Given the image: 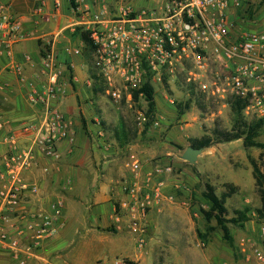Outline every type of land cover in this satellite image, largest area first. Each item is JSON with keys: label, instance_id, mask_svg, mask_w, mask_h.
Returning a JSON list of instances; mask_svg holds the SVG:
<instances>
[{"label": "built area", "instance_id": "built-area-1", "mask_svg": "<svg viewBox=\"0 0 264 264\" xmlns=\"http://www.w3.org/2000/svg\"><path fill=\"white\" fill-rule=\"evenodd\" d=\"M70 1L83 7L75 30L88 32L94 46L89 86H101L100 93L112 104H147L143 92L138 101L134 94L147 85L162 90L178 85L187 98L198 96L203 103H213L220 115L225 110L234 121L239 108L245 123L264 125V31L242 28L245 20L241 14L247 15L251 7L247 0H162L152 8L136 7L130 0H98L94 9L83 5L84 0ZM48 2L55 14L61 13L63 0H36V13ZM24 38L22 21L10 15L0 0V41L6 40L12 47ZM84 49L71 52L80 56ZM43 68L49 74L48 84H30L28 98L47 106L50 134L41 144L46 156L52 157L57 140L66 135L59 134L63 117L50 106L60 91L52 55L43 60ZM15 69L22 72L21 67ZM136 119L138 126L145 127L147 110L138 109ZM151 124L159 126L155 120ZM3 129L0 120V146L2 141L9 143L8 152L0 156V245L14 264H27L38 258L46 241L62 231L65 203L53 200L45 208H25L28 192L35 196L39 190L26 180L33 152L21 149L16 137H4ZM166 170L174 173L172 165ZM151 183L147 178L144 184L126 187L129 200L117 211L119 218L123 213L128 220L125 229L137 236L140 251L147 245L149 213L163 198L164 181ZM254 256L264 264V250L256 249ZM114 264L129 263L119 258Z\"/></svg>", "mask_w": 264, "mask_h": 264}, {"label": "crops", "instance_id": "crops-1", "mask_svg": "<svg viewBox=\"0 0 264 264\" xmlns=\"http://www.w3.org/2000/svg\"><path fill=\"white\" fill-rule=\"evenodd\" d=\"M1 1L10 15L22 21L25 36L12 47L6 40L0 41V120L4 124L3 135L16 137L21 149L33 152V164L26 173V180L39 187L35 196L28 192L25 208H45L53 200H62L65 203L63 229L73 219L93 232H103L109 227L119 232L127 231L128 220L123 213L120 218L117 216L121 205L129 200L125 188L135 183L144 184L150 178L151 185L159 180L165 184L163 198L149 213V229L158 228L162 220L171 231H183L185 225L190 224L182 208L186 203L174 193V189L182 188V185L166 170V166L182 167L185 164L174 142L183 145L186 138L196 132L185 131L184 124L199 127L198 123L184 119L191 113L179 116L172 97L165 90L155 89L154 120L159 122L158 127L150 124L146 130H135L120 121V115L119 124L114 123V118L110 119L101 105V93L96 94L89 86L92 65L84 54L78 56L71 52L74 48L85 47L74 28L81 19L83 7L78 8L70 0H63L61 13L55 14L52 2H48L38 14L35 11L36 0ZM97 1L84 0L83 5L94 9L98 6ZM110 6H114L113 3ZM49 55L54 57L55 70L59 72L60 90L57 98L51 99L50 106L63 117L59 134L66 135L57 140L56 154L52 157L46 156L41 144L43 138L50 134L47 106L32 103L28 98L30 84L38 87L48 84L49 74H44L43 60ZM15 67H21L22 72H17ZM159 94L163 102L161 106L157 99ZM164 103L172 105L174 111L163 112ZM191 116L193 118L195 114ZM108 120L114 123L113 127L108 125ZM174 120L178 121L177 126H172ZM216 145L212 147L220 150L223 143ZM8 148L9 143L2 141L0 156L8 152ZM174 157L179 161H174ZM200 158L201 155L198 160ZM197 180V177L191 179L194 183ZM85 207L89 213L86 211L85 217H77ZM121 227L124 229L120 230ZM58 241H61V236ZM133 254L134 250L126 253L127 256ZM38 258L42 259L39 254ZM65 263L78 264L71 259Z\"/></svg>", "mask_w": 264, "mask_h": 264}, {"label": "rangeland", "instance_id": "rangeland-1", "mask_svg": "<svg viewBox=\"0 0 264 264\" xmlns=\"http://www.w3.org/2000/svg\"><path fill=\"white\" fill-rule=\"evenodd\" d=\"M130 1L137 7L151 8L159 5L162 0ZM261 1L247 0L254 16L252 20L246 18L241 23L244 30L264 31V4H260ZM86 61L92 65V59ZM165 93L175 100L174 105L177 109V103L191 100V108L186 111L191 114H187L184 119L189 123H198L199 126L183 125L185 131L198 133H191L183 145L174 142L179 157L190 146V139L215 137L218 131H234V121L228 118V112L222 110L220 115L219 109L210 101L203 103L198 96L187 98L178 85L166 87ZM100 97L103 99L101 104L103 109L111 116L110 119L114 118V123L119 124L120 115V121L126 122L128 127L142 131L145 129L144 126H138L136 111L141 108L147 110L146 103L131 104V107L124 102L119 106L112 104L102 94ZM157 99L161 106L163 102L160 94L157 95ZM164 108V111L161 108V112L174 111V107L168 103H164ZM192 114H195L193 118ZM177 122L174 120L172 126H177ZM107 123L113 127L114 123H110L109 120ZM259 140L264 142V133ZM174 161L178 162L179 158L174 157ZM254 163L264 173V152L256 148L246 149L238 140L223 143L220 150L214 147L204 149L201 158L194 165L185 162L184 166L175 167L172 164L174 169L172 176L182 185V188H175L174 193L177 198L185 201L186 205L182 208L190 224L185 225L183 231H171L162 220L158 228L153 230L146 224L147 245L142 251L137 248V236L134 233L124 230L93 232L83 223H77L72 219L69 226H66L57 237L45 242V251L43 247L38 253L42 259L32 258L27 264H67L65 261L69 262L70 259L78 264H114L119 258L127 260L129 264H259L254 253L256 249L264 250V221H257L255 210L262 206L260 190L263 188L256 185ZM194 177L198 178L196 183L191 181ZM206 183L212 184L219 196L228 193L233 187L234 193L226 203L229 210L228 218H232L237 209L246 206L252 209L250 215L254 221L250 222L245 230H240L233 224L229 225L235 241L234 248L224 240L223 232L216 221L208 223L202 217L201 209L208 210L210 207L203 197ZM81 211V216L77 217L83 218L86 211L89 213L88 207L82 208ZM133 250V255H126ZM0 264H14L12 256L2 247Z\"/></svg>", "mask_w": 264, "mask_h": 264}, {"label": "trees", "instance_id": "trees-1", "mask_svg": "<svg viewBox=\"0 0 264 264\" xmlns=\"http://www.w3.org/2000/svg\"><path fill=\"white\" fill-rule=\"evenodd\" d=\"M260 4H264V0L261 1ZM247 15L241 14L242 19H253L254 13L252 7H250L246 11ZM76 35L80 37V39L85 44L84 56L87 60L92 59V52L94 49L93 43L89 37L88 32L82 30V28H78L76 30ZM95 93H100L103 91L102 87L97 83L94 85ZM143 92L145 96V100L147 102V116L149 121L145 126H148L152 123L155 118L156 113V101H155V93L156 90L153 86L147 85L141 91H138L134 94V100H139V93ZM178 105V114L179 116L183 115L187 110L191 108V100L188 102L177 103ZM240 110L236 111L237 117L234 119V131L226 132V131H218L216 132L215 137L204 136L199 139H191L190 142L193 147L198 149H208L216 144L220 143H230L236 140H242L244 148H256L260 149L264 152V142L260 141L259 138L262 133H264V125L262 122L250 123L247 124L241 118ZM146 130V129H145ZM254 177L256 180L257 187H262L263 190H260L261 198H262V206L257 208V221H264V173L258 168L257 164L254 163ZM234 193L233 187L230 188L228 193H225L223 196H219L216 192V188L210 184H205V190L203 191V197L209 203L210 207L208 210L201 209V214L203 219L206 222L216 221L217 226L223 232L224 240L229 244L231 248H234V237L231 234L230 224H233L236 228L240 230H245L246 224L248 222H252L254 219L250 215L252 209L249 206L244 207L243 209H237L234 211V216L232 218H228L229 210L226 206L227 198L231 197ZM108 231L115 232V229H108ZM161 264V263H158Z\"/></svg>", "mask_w": 264, "mask_h": 264}, {"label": "water", "instance_id": "water-1", "mask_svg": "<svg viewBox=\"0 0 264 264\" xmlns=\"http://www.w3.org/2000/svg\"><path fill=\"white\" fill-rule=\"evenodd\" d=\"M204 149H198L193 146H190L186 149V151L181 156V159L185 162L194 165L197 163L199 156L203 153Z\"/></svg>", "mask_w": 264, "mask_h": 264}]
</instances>
